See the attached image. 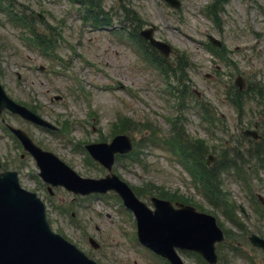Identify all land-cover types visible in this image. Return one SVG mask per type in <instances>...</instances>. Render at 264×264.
I'll return each instance as SVG.
<instances>
[{
    "label": "rangeland",
    "instance_id": "obj_1",
    "mask_svg": "<svg viewBox=\"0 0 264 264\" xmlns=\"http://www.w3.org/2000/svg\"><path fill=\"white\" fill-rule=\"evenodd\" d=\"M8 1H13L22 14L31 16L38 35L50 33L54 47H49L47 54L31 44L26 38L27 29L13 20L3 0L0 82L11 98L56 125L58 130L37 126L7 110L2 112L0 162H7V169L17 171L19 183L38 194L52 230L98 264H162L138 244L133 216L114 192L84 197L54 187L50 195L47 183L37 174L34 159L26 153L21 156L23 149L1 121L3 118L25 130L36 144L54 153L79 175L97 178L106 171L83 145L108 141L119 133L122 126L119 120L125 117L132 123H126L120 131L138 140L135 143V147L140 144L138 160L116 159L112 165L114 173L132 187L147 183L155 186L153 192L157 188L176 191L190 199L189 203H195V207L199 205L212 213L222 229L231 231L240 240L238 253L226 251L227 263L264 264V252L246 240L250 233L264 238V217L260 215L264 213V170L249 166L245 184L236 173H223L222 190L235 207L223 209L208 202L199 182L163 141L171 127L168 118L172 117H177L176 126L190 140L204 139L208 153L217 157L223 152L222 145L232 146L239 140L243 128H254L257 122L259 133H264V117L254 101L251 108L246 102L245 110L238 116L227 95L232 81L240 74L247 83L256 81L264 85V0H217L214 8L219 25L204 11L205 5L214 0H180L178 8L163 0H98L102 9L113 10L111 15L119 13L115 9L122 3L137 11L138 28L153 25L155 38L168 42L172 48L167 57L170 64L176 54L184 53L189 93L183 100L170 95L157 68L150 60V64L147 62L151 54H146L145 48L141 50L139 43L131 39L129 20L126 19V27H120L122 14L120 18H112L114 33L115 30L110 32L111 26L100 28L84 21L82 6L75 0ZM207 35L221 40V54L211 50ZM152 55L157 57L155 53ZM197 101H203L214 112L217 122L216 117L221 116L226 130L214 133L208 130L200 118L202 108L195 104ZM152 129L158 132L153 143L146 138ZM257 194L263 202L257 200ZM139 197L149 202L148 196ZM62 205L67 206L66 212H62ZM225 211L231 214L235 211L233 216L240 224L235 226ZM90 236L97 241L98 248L91 247ZM179 254L185 264H201L195 254Z\"/></svg>",
    "mask_w": 264,
    "mask_h": 264
},
{
    "label": "water",
    "instance_id": "obj_2",
    "mask_svg": "<svg viewBox=\"0 0 264 264\" xmlns=\"http://www.w3.org/2000/svg\"><path fill=\"white\" fill-rule=\"evenodd\" d=\"M165 1L173 7L180 5L179 0ZM140 34L160 52L169 55L170 46L153 37V27L141 29ZM208 38L214 45L220 44L212 36ZM235 83L241 87V77L236 78ZM6 107L27 120L55 128L29 109L15 104L0 86V111ZM8 127L21 140L23 148L36 159L42 180L53 186L62 185L76 194L113 189L125 206L134 212L138 238L143 245L167 258L171 264H183L175 247L196 251L209 263H215V242L223 239V233L211 215L197 212L191 205L180 202L176 203L178 208H174L169 200L157 197L150 198L154 206L152 210L138 200L126 182L115 174L110 173L98 179L83 178L57 156L36 146L23 130ZM244 132L256 136L255 130ZM86 147L91 156L110 171L114 154L130 151L132 144L129 136L119 134L108 143L97 142L86 144ZM210 159L211 155L207 162ZM44 209L36 193L20 186L16 171H0V264H97L70 241L51 230ZM248 239L254 246L264 250V239L254 234L249 235ZM89 241L94 247L97 246L92 238Z\"/></svg>",
    "mask_w": 264,
    "mask_h": 264
},
{
    "label": "trees",
    "instance_id": "obj_3",
    "mask_svg": "<svg viewBox=\"0 0 264 264\" xmlns=\"http://www.w3.org/2000/svg\"><path fill=\"white\" fill-rule=\"evenodd\" d=\"M83 1H86L83 3L85 6L84 11L86 13V17H88L92 21H95L96 23H99V24L103 23V24L111 25L112 21H110V19H108V16H107L108 11L103 10L100 4L97 3L96 0H82V2ZM216 3H217V0L213 1L210 5H208L209 7L207 8L209 11H211L214 17L218 18L216 15L217 10L214 8ZM116 10L121 11L126 16L128 15L131 16V19H130L131 27H133L134 29L138 27L137 11H135L132 8L130 9L129 7L124 6V5L119 6ZM20 19H22L23 23L26 22L25 17H22ZM31 31L32 33H34L33 30ZM133 31L135 32L134 35H137L136 31L135 30ZM40 38L42 39V41L45 42L44 36H40ZM163 59H164L163 57L159 59L161 60L159 64L162 65V67L164 68V71L167 70V72H171L177 77V83L179 86H181L180 93L182 94L185 88V86L182 85V81L185 80V77H186L185 71L187 67V63L184 59V55L182 57L177 56L175 64H172V65L169 64L170 66H166L167 64L165 63ZM173 65H175V67ZM245 94H247L248 100L254 99L256 103L258 102L257 105H261L262 100L264 99V85L256 81L255 83L249 82L247 83L245 89H242L240 92H237V91L234 92L235 98L232 101L239 108L240 113L242 112V108H243L242 103H244L246 100ZM262 109L264 110V107ZM205 114L207 117L211 116L210 111L207 110L206 108H205ZM127 123H130V122L127 121ZM182 138H183V134L178 131L177 134H175V136L171 137V141L175 144V146H178V149L180 150V153L183 154L182 156L184 157L186 163L188 164L191 162L190 167L193 169L195 174L198 175L199 179L201 180V184H202L201 186H203L204 188L203 190L205 191L209 200L211 201L213 200L215 203L217 201L218 205L221 203V201L225 197L224 196L225 192L222 191L223 185H222V179H221L222 173L224 170L232 169L233 167L239 168L236 162L238 163L240 162L242 163V165L248 164L249 161L245 160V158H249V156L251 157L249 158L250 161H256L257 164H260V166L264 168V141L263 140L258 141V142L255 141L254 143L255 145L252 144V148H251V143H250V147L247 149H245L244 147L239 148L241 152L235 147H232V149H229V148L225 149L224 150L225 153L221 154L220 159L222 160V158L223 159L228 158V160L230 161L221 162L219 159L213 162L208 167L202 162V155L205 153L204 141L200 139L195 140V141H190V139L186 138L185 135H184V138L183 139ZM227 152H229V154ZM192 161H195V163L193 164ZM3 166L7 167V164H3ZM240 169L242 170V167H240ZM145 187L139 188L141 189V191H139L140 193L138 192L139 195H144L150 192L151 186H148L147 188ZM157 194L161 197H166V198L167 197L180 198V199L184 198L182 197V195H180L177 192H173V193L168 192V191L166 192L163 189L162 190L158 189ZM221 247L222 245H219L218 252L220 253V256L222 258L224 256V252H221Z\"/></svg>",
    "mask_w": 264,
    "mask_h": 264
}]
</instances>
